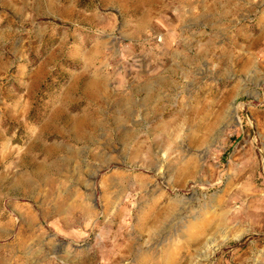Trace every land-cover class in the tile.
Returning <instances> with one entry per match:
<instances>
[{
	"label": "rangeland",
	"instance_id": "obj_1",
	"mask_svg": "<svg viewBox=\"0 0 264 264\" xmlns=\"http://www.w3.org/2000/svg\"><path fill=\"white\" fill-rule=\"evenodd\" d=\"M0 236V264H264V0H0Z\"/></svg>",
	"mask_w": 264,
	"mask_h": 264
},
{
	"label": "bare ground",
	"instance_id": "obj_2",
	"mask_svg": "<svg viewBox=\"0 0 264 264\" xmlns=\"http://www.w3.org/2000/svg\"><path fill=\"white\" fill-rule=\"evenodd\" d=\"M148 2V1H147ZM146 2V3H147ZM161 2V1H160ZM145 3V4H146ZM144 4V5H145ZM161 4V3H160ZM159 4V5H160ZM159 7V6H158ZM157 7V8H158ZM147 9V8H146ZM147 11V10H146ZM148 12V11H147ZM148 14V13H147ZM148 16V15H147ZM155 16V15H154ZM153 16V17H154ZM152 18V17H151ZM142 20V19H141ZM144 21V20H143ZM143 23V22H142ZM141 24V23H140ZM149 26V25H148ZM204 55V54H203ZM200 56H202V54L200 55ZM206 57V56H205ZM204 60H205V58H204ZM207 60V59H206ZM199 61V60H198ZM201 63V62H200ZM182 69V68H181ZM97 72H99V71H97ZM180 72V71H179ZM184 72V71H183ZM90 77V76H89ZM174 77V76H173ZM88 80V79H87ZM89 81V80H88ZM162 82L163 81V79L161 80L160 78L158 79V82ZM200 81V80H199ZM157 82V81H156ZM85 83H86V81H85ZM78 84V83H77ZM154 85V83L153 82H151L150 83V81H148V82H146V83H144V85H142V87H139L138 85V87H134V91H137V93H141L142 91L143 92H145V99H144V101H143V103H142V105H148V106H150L151 104H153V103H157V105H159L160 104V98H161V94L159 95L158 94V92H157V89L155 88V86H153ZM158 85H160V84H158ZM78 86V85H77ZM170 86V85H169ZM193 86V85H192ZM158 87V86H157ZM172 87V86H171ZM84 88H85V90H84ZM84 88H83V90H84V94H85V96L88 98V99H91V100H94V102L96 103V105H101V101L102 100H105V99H107V98H110V99H113V98H115V96L117 95L116 94V92H113V90L110 88V79H106L105 77L104 78H101V79H97V78H95V79H93V80H90L89 81V83H86L85 85H84ZM77 91L78 90V88H77V90H76V87H75V85H72V87H71V89H70V91H69V95H71V92L72 91ZM79 92V91H78ZM127 101H129V104L131 105V107L132 106H136V101L134 100V98L133 97H130V98H128V100ZM93 102V103H94ZM118 105H119V103H118ZM120 105H121V102H120ZM152 106V105H151ZM212 106V105H211ZM131 107H130V109H131ZM157 107V106H156ZM136 108V107H135ZM128 110V109H127ZM133 110V109H132ZM208 110V109H207ZM129 112H131V111H129ZM227 112V111H226ZM130 114H132V113H130ZM180 114H181V112H180ZM208 114V113H207ZM232 114V113H231ZM229 115V114H228ZM233 115V114H232ZM187 116V115H186ZM182 117L183 118H185V112L183 111L182 112ZM182 118V119H183ZM195 118V117H194ZM223 113H222V110H218L217 111V113H216V115H215V117L213 118L214 120H213V124H211L210 125V128L205 132V134L206 135H209L210 134V132H211V130H212V128L214 127V126H216L217 125V123L219 122V121H222L223 119ZM120 120V119H119ZM185 121H186V119H184ZM225 121V120H224ZM120 122V121H119ZM181 122V121H180ZM101 123L102 122H99L96 118H90L89 120H88V124H84L85 126H84V128L82 129V130H79L78 131V133L75 135V137H74V139L75 140H78V141H80V140H89V141H91V140H93V137L92 136H90V132L91 131H93V132H97L100 128H101ZM123 123V122H122ZM186 123V122H185ZM228 123V122H227ZM117 124V123H116ZM124 124H125V121H124ZM123 125V124H122ZM181 125H183V123L181 124ZM180 125V126H181ZM117 126V125H116ZM136 126V125H135ZM178 126H179V122L178 123H176V124H174V126H171V125H168V124H165V123H161V125L160 126H157V129H158V132H160V134H162V135H164V136H174L175 135V133H176V131L178 130ZM184 126V125H183ZM181 128V127H180ZM184 128V127H183ZM117 130H121L122 129V126L121 125H119L117 128H116ZM171 129H173V130H171ZM217 130V129H216ZM129 131V130H128ZM87 134H89V135H87ZM122 134V133H121ZM131 136H132V133H128V132H126L125 134H124V139H128V140H130L131 141ZM127 140V141H128ZM125 144L127 145L128 143H126L125 142ZM124 144V145H125ZM125 145V146H126ZM242 149V148H241ZM254 182L255 183H257V178H255L254 179ZM226 196V195H225ZM227 197H223V198H221V199H219V200H215V203H214V209H216L215 211L213 210L211 213L209 212H207V213H205V217H204V224H203V226L202 227H200L199 229H198V231L196 230V233L198 232L199 233V236L200 237H202V236H207V235H209L210 234V232H212L213 230H222L221 228L223 227L224 228V226L226 225L225 223H227V221H228V219H229V210L228 209H226V205H228L229 203H228V199H226ZM230 200V199H229ZM233 200V199H232ZM231 202V201H230ZM233 203V202H232ZM204 214V213H203ZM202 214V215H203ZM203 217V216H202ZM201 217V218H202ZM200 218V219H201ZM21 220V219H20ZM34 220V219H33ZM31 221V220H30ZM202 221V220H201ZM23 226V225H22ZM22 228V227H21ZM27 231H29L28 229L26 230V229H22V231H21V235H23V237L22 238H20L18 241H19V243H17V247H20V248H23L26 244H27V242L26 241H28V236L29 235H27L26 236V233H27ZM9 232V231H8ZM12 232V231H11ZM17 232V231H16ZM33 232V231H32ZM31 234V233H30ZM13 235V234H12ZM7 236V235H6ZM1 237V236H0ZM16 237H18V236H16ZM3 238H5V236H3ZM28 238V239H27ZM126 251H128V253L130 252V245H128L127 246V250ZM186 258V257H185ZM188 259V258H187ZM186 259V260H187ZM151 261L153 262V264H160V262H155L153 259H151ZM210 262V261H209ZM162 263H164V262H162ZM145 264V263H144Z\"/></svg>",
	"mask_w": 264,
	"mask_h": 264
},
{
	"label": "crops",
	"instance_id": "obj_3",
	"mask_svg": "<svg viewBox=\"0 0 264 264\" xmlns=\"http://www.w3.org/2000/svg\"><path fill=\"white\" fill-rule=\"evenodd\" d=\"M154 1H157V0H154ZM159 1H161V0H159ZM157 12H158V11H156L155 13H157ZM147 13H148V12H147ZM147 13H145V15H144V16H145V17H144V21H145V22H148V20H149L154 14H155V13H154L153 15H151L150 13H148V14H147ZM147 15H148V16H147ZM155 17H156V16H155ZM180 17H181V21H182V22H181V23H179L180 21L178 22V23L180 24V25H178V30H182V28H183V24H185V23H184V22H185V21H184L185 16H183V15L181 16V15H180ZM142 22H143V20L140 22L141 25L143 24ZM141 25H140V26H141ZM174 26H175V24H174Z\"/></svg>",
	"mask_w": 264,
	"mask_h": 264
}]
</instances>
